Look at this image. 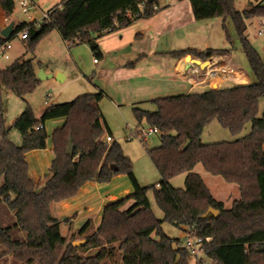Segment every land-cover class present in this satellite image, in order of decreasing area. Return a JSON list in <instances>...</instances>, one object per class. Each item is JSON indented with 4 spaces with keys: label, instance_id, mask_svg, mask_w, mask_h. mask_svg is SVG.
<instances>
[{
    "label": "trees",
    "instance_id": "1",
    "mask_svg": "<svg viewBox=\"0 0 264 264\" xmlns=\"http://www.w3.org/2000/svg\"><path fill=\"white\" fill-rule=\"evenodd\" d=\"M190 2L196 20L222 19L230 46L232 24L253 81L161 97L154 100V110L133 108L139 125L146 120L160 133V145L146 148L161 176L152 186L140 184L133 162L120 143L106 142L112 131L100 106L105 97L103 90L51 104L37 117L26 100L40 82L34 59L22 56L0 68V205L13 213L12 221L6 225L0 214V244L4 248L0 260L12 255L20 264H191L195 258L192 250L180 238L165 233L163 222H169L191 238H202V253L213 264H264V110L259 115L264 98V52L253 45L247 32L250 19L264 17V1H251L242 10L236 7L235 0ZM15 5V0H0L8 18ZM159 9V0H62L48 17L15 24L11 39L0 34V49L26 30V51L34 52L41 39L57 30L68 46L86 43L99 57V37L151 17ZM229 49L186 48L169 53L205 59ZM141 57L130 64L135 65ZM4 90L25 102L12 124L5 117ZM59 117L66 120L52 134L55 158L41 186L29 173L26 154L46 148L49 134L45 123ZM213 120L232 135H238L247 123H251V130L234 140L205 143L203 131ZM40 124L43 128L37 129ZM12 128L21 133V144L11 140ZM70 136L72 154L67 152ZM198 163L209 173L238 185L240 197L230 207L216 199L202 176L194 171ZM118 174L128 176L134 191L108 203L98 226L93 227V221L88 220L78 230L85 243L75 246L74 234L68 237L62 233L61 220L53 215L52 205L76 197L89 181L109 183ZM179 174L186 175L183 188L171 183ZM150 191L164 213L162 220L152 209ZM209 208L218 213L204 217ZM87 248L95 252L85 254L83 250Z\"/></svg>",
    "mask_w": 264,
    "mask_h": 264
},
{
    "label": "crops",
    "instance_id": "2",
    "mask_svg": "<svg viewBox=\"0 0 264 264\" xmlns=\"http://www.w3.org/2000/svg\"><path fill=\"white\" fill-rule=\"evenodd\" d=\"M28 1L32 8L27 14V19L15 18L14 12L8 18L0 6V30L11 22L17 24L23 21H40L44 13L59 5L62 0ZM159 6L160 9L151 17L135 20L130 25L107 32L97 39L101 56L93 58L91 63L93 75L88 78L89 83L84 86V91L95 92L101 89L105 92L104 99L109 98L116 106L128 105L132 108L138 106L154 110V100L161 97L203 91L214 88L215 85L226 87L234 84H249L253 81L247 61L236 53L234 46H230L226 37L219 44H213L214 42L210 41V34L215 30L214 25L204 23L208 22L206 20L195 19L190 0H159ZM253 19H250L248 23H251ZM220 23L222 24V20ZM224 47H230L229 51L215 53L205 59L193 54L174 56L169 53L186 48L205 50ZM92 54L94 53L92 52ZM141 55L142 57L137 60L135 65L130 64ZM187 55L203 62L208 61L209 64L206 67L192 64ZM73 58L75 59L74 55ZM97 58L99 60L95 62L94 59ZM194 69L198 72H195ZM84 70V68L81 70L82 73H85ZM57 71V74H60V70ZM38 72L39 69L36 68V73ZM77 78L70 82L78 80ZM64 79L67 80L68 75L61 76V81ZM31 94L26 96V100L32 105L37 117H40L49 105L58 101L51 98L44 99L43 102H36L29 97ZM104 99L100 103L103 114ZM3 103L7 122L12 124L24 106L13 103L12 109H15V112L7 115L6 107L9 106V103L7 105L4 102V97ZM65 120V117L48 120L45 123L49 134L46 148L31 150L26 154L29 173L41 186L55 158L52 134L55 129L64 124ZM10 138L16 144L22 143L21 133L19 135L13 129L10 131ZM133 191V184L127 176L116 175L110 183L89 181L81 188L76 197L53 204L52 212L56 218L61 220V226L64 227V224L67 223V232L71 236L88 220L93 221V227L98 226L102 220L104 207ZM238 194L233 199L229 196L228 202L222 199L218 200L223 201L225 207H230L233 201L240 197V192ZM130 203L131 201L127 206ZM4 207L6 208L4 204L0 205V214L4 211L7 217L13 218V213ZM64 219H68V221ZM68 234L64 235L68 236ZM194 260V264L211 262L210 259L204 257L203 253Z\"/></svg>",
    "mask_w": 264,
    "mask_h": 264
},
{
    "label": "rangeland",
    "instance_id": "3",
    "mask_svg": "<svg viewBox=\"0 0 264 264\" xmlns=\"http://www.w3.org/2000/svg\"><path fill=\"white\" fill-rule=\"evenodd\" d=\"M258 2L264 0H235V5L239 10H242L248 6L250 2ZM14 17L19 19H27V14H24L20 5L16 3L14 10ZM262 18V19H259ZM254 18L251 23H248L247 32L249 38L253 45L261 52H264V34L259 35L258 30L260 28L261 20H264V17ZM221 18H211L206 19L208 22L212 23L215 28L214 33L210 34V41H213V44H219L220 41H223L225 38L224 31L221 27ZM230 25L231 32L233 34V46L237 54L241 55L245 61L246 56L241 51L240 42L236 37V32ZM12 47L7 50V53L10 55L8 59L4 56H0V68H5L8 64H11L16 58H33L35 67L40 70H43L47 74L57 75V70L64 76L68 75L67 80L58 81L56 78H47L42 79L39 82L37 89L29 96L34 99L36 102H43L44 99L58 100L55 103H62L66 101L73 100L77 96L85 93L84 86L88 85V78L93 75L92 71V62L93 58L97 57L92 54L90 47L85 44H77L74 46H68L61 34L58 31L53 30L43 39H41L35 47L34 52L26 51L27 41L24 40L19 33L14 39L11 40ZM215 46V45H214ZM75 56V59L73 58ZM77 58V59H76ZM85 69L82 73V69ZM78 77V78H77ZM72 81L71 80H75ZM214 88H217L215 85ZM80 92V93H78ZM8 93V94H7ZM11 95V96H9ZM4 102L9 106L6 107L7 115L11 114L15 109H12V104L17 103L18 105L23 104L25 107V102L23 99L16 96L10 90H4ZM30 104V103H29ZM31 105V104H30ZM32 106V105H31ZM23 107V108H24ZM33 108V107H32ZM104 114L108 126L112 131L113 141H117L121 144L125 154L133 162V170L142 186H152L160 181V174L153 164L150 156L148 155L146 148H155L160 145V133H156L149 137L147 141L142 140L139 137H131L132 129L138 126H149L146 120H143L141 125H139L132 106L120 105L116 106L109 98H105L103 102ZM155 108V107H154ZM264 110V98L260 101L259 115L262 114ZM20 113H18L19 115ZM17 115V116H18ZM16 116V117H17ZM15 117V118H16ZM16 133L20 135L17 129L12 128ZM251 130V123H247L245 128L238 134L232 135L228 129L222 127L217 120H213L209 125H207L202 134V140L205 143H212L218 141H230L236 138L242 137L248 134ZM13 141V140H12ZM194 171L198 172L206 185L208 186L211 193L216 199H222L225 202H228L229 196L231 198H236L239 194V187L235 183L227 182L223 177L213 175L205 170L204 166L201 163H198ZM120 176H127L126 174H118ZM185 174H179L171 179V183L176 188H183L185 186ZM128 177V176H127ZM111 182V181H110ZM109 182V183H110ZM149 197L151 201V206L159 219L164 218V213L158 206L154 194L152 191L149 192ZM4 209H6L4 207ZM3 224H9L12 221V218L7 217L4 211L1 213ZM163 229L167 235L172 238H180L182 243H185L189 237V234L183 229L170 224L169 222H163ZM61 231L63 234H68V225L64 224V227L61 226ZM75 241L76 240H85L78 236V231L74 232ZM153 236L158 238L154 233ZM69 237V234H68ZM4 248L0 244V255L3 252ZM85 254H93L95 250L93 248H87L83 250ZM195 260L191 261V264H194ZM0 264H20L19 261H16L12 255L5 256L1 258ZM107 264H118L117 262L110 261ZM207 264H213L212 261Z\"/></svg>",
    "mask_w": 264,
    "mask_h": 264
},
{
    "label": "built area",
    "instance_id": "4",
    "mask_svg": "<svg viewBox=\"0 0 264 264\" xmlns=\"http://www.w3.org/2000/svg\"><path fill=\"white\" fill-rule=\"evenodd\" d=\"M16 2L19 3L21 10L24 14H29L30 10L32 8V5L30 1L28 0H15ZM49 11L44 13L43 18L48 17ZM42 18V19H43ZM259 35L264 34V20H261L260 28L258 30ZM21 36L24 40L28 38V32L25 30L21 33ZM11 48V40L7 41L4 48L0 49V56H4L6 59H8L10 56L7 53V50ZM95 62H97V59H94ZM195 72H198L196 69H194ZM43 128V124H40L37 126V129ZM159 133L158 128L154 126H139L134 129H132L130 136L131 137H139L144 141H147L149 137L152 135ZM113 141L112 136H107L106 137V142L111 143ZM210 238H206V241H209ZM203 239L202 238H188L187 241L185 242V245L189 247L195 258H198L202 254V244H203Z\"/></svg>",
    "mask_w": 264,
    "mask_h": 264
},
{
    "label": "water",
    "instance_id": "5",
    "mask_svg": "<svg viewBox=\"0 0 264 264\" xmlns=\"http://www.w3.org/2000/svg\"><path fill=\"white\" fill-rule=\"evenodd\" d=\"M14 26H15V24L13 22H11L9 25H7L5 28H3L0 31V34L6 39H11V37L13 35V31H14ZM187 58L191 61L192 64H197V65H200L202 67H206L209 64L208 61H204L203 62L200 59H194V58L191 57V55H187ZM61 76H63V74H61V73L57 74L55 76L56 80L61 81ZM37 77H38L39 80H42V79L52 78V77H54V75L53 74H47L43 70H40L37 73ZM187 145H188V142L183 145L182 149H185L187 147ZM73 149H74L73 137L70 136L69 137V144H68V147H67V152L69 154H72L73 153ZM112 168L117 169V167L115 165H112ZM217 213H218L217 210H215L213 208H209V210L203 216L207 217L210 214L216 215ZM84 243H85V240H76V241L73 242V244L75 246H80V245H82Z\"/></svg>",
    "mask_w": 264,
    "mask_h": 264
}]
</instances>
